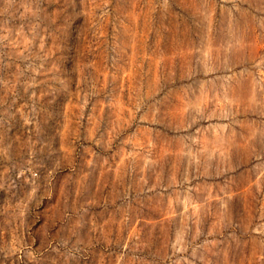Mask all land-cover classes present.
Listing matches in <instances>:
<instances>
[{
  "label": "rangeland",
  "instance_id": "1",
  "mask_svg": "<svg viewBox=\"0 0 264 264\" xmlns=\"http://www.w3.org/2000/svg\"><path fill=\"white\" fill-rule=\"evenodd\" d=\"M0 264H264V0H0Z\"/></svg>",
  "mask_w": 264,
  "mask_h": 264
}]
</instances>
